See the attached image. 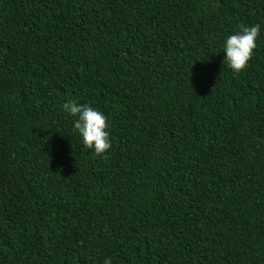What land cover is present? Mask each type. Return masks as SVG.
<instances>
[{"label": "trees", "instance_id": "16d2710c", "mask_svg": "<svg viewBox=\"0 0 264 264\" xmlns=\"http://www.w3.org/2000/svg\"><path fill=\"white\" fill-rule=\"evenodd\" d=\"M66 102L105 114L104 154ZM105 257L264 264V0H0V264Z\"/></svg>", "mask_w": 264, "mask_h": 264}, {"label": "clouds", "instance_id": "9594fccd", "mask_svg": "<svg viewBox=\"0 0 264 264\" xmlns=\"http://www.w3.org/2000/svg\"><path fill=\"white\" fill-rule=\"evenodd\" d=\"M261 25L253 23L241 26L238 31L228 34L222 44L224 53L223 62L234 73H239L247 64L256 48V40ZM63 110L75 117L73 127L79 133L85 147L93 150L95 154H104L110 149L111 141L106 116L98 108L89 104L66 102ZM103 264H111V258L105 257Z\"/></svg>", "mask_w": 264, "mask_h": 264}]
</instances>
